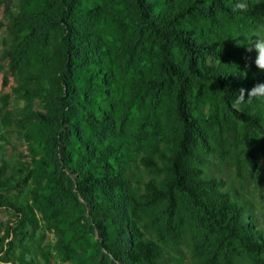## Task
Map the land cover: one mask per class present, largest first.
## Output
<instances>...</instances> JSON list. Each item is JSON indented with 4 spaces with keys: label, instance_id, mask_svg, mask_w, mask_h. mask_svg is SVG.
Here are the masks:
<instances>
[{
    "label": "trees",
    "instance_id": "obj_1",
    "mask_svg": "<svg viewBox=\"0 0 264 264\" xmlns=\"http://www.w3.org/2000/svg\"><path fill=\"white\" fill-rule=\"evenodd\" d=\"M234 2L15 0L6 10L3 85L11 74L13 92L45 111L31 112L27 133L33 177L57 181L32 197L63 262L176 264L184 248L190 264H264L244 183L213 173L218 160L264 183V99L232 107L240 88L264 83L246 51L264 5L233 12ZM27 169L0 166V206L25 217L6 192Z\"/></svg>",
    "mask_w": 264,
    "mask_h": 264
},
{
    "label": "rangeland",
    "instance_id": "obj_2",
    "mask_svg": "<svg viewBox=\"0 0 264 264\" xmlns=\"http://www.w3.org/2000/svg\"><path fill=\"white\" fill-rule=\"evenodd\" d=\"M15 0H0V36L4 35L7 23L6 10L13 6ZM264 5V0H261ZM254 35L264 36V29L247 35L248 38L256 39ZM5 66L4 70L2 67ZM7 70L6 62L0 63V121L3 116H9L7 122L0 124V166L7 168L8 174L17 169L31 174L27 180H22L16 187L6 194L16 203L22 204L28 214L21 215L12 208L0 206V264H71L63 262L57 251V236L43 220L42 213L38 210L32 194L35 187L40 183L41 191H47L50 182H56L57 177L39 180L33 175L37 174L34 152L27 138V133H33L34 127H30L31 112H45L39 100L30 107L28 101L16 95L13 87L16 85L11 74L9 82L3 85L4 72ZM64 131V129H62ZM58 153V151H56ZM43 155V153H42ZM39 156L37 159H39ZM55 160V158H54ZM233 166L214 161L213 173L224 182L230 183L234 179L238 186H242L241 192L252 203V210L256 215L257 226L264 230V183L255 180L247 182L239 181L235 177ZM69 176V171L65 170ZM23 178V177H22ZM33 218V221H28ZM184 255L181 256V253ZM176 264H190L189 256L184 248L182 252L174 255Z\"/></svg>",
    "mask_w": 264,
    "mask_h": 264
},
{
    "label": "clouds",
    "instance_id": "obj_3",
    "mask_svg": "<svg viewBox=\"0 0 264 264\" xmlns=\"http://www.w3.org/2000/svg\"><path fill=\"white\" fill-rule=\"evenodd\" d=\"M248 7V0H235L232 11L245 12L248 10ZM254 36L256 37L254 40L252 39L253 36L248 38L246 51L249 53L254 51L256 53L254 59L255 66L264 71V36ZM253 99H264V83H257L250 89L240 88L232 103V107L236 110H240L241 105L250 103Z\"/></svg>",
    "mask_w": 264,
    "mask_h": 264
}]
</instances>
